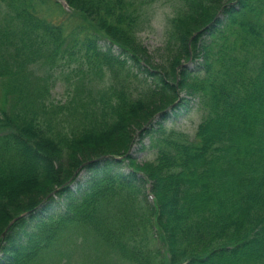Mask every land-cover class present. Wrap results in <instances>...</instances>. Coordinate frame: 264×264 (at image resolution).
<instances>
[{
    "label": "trees",
    "instance_id": "16d2710c",
    "mask_svg": "<svg viewBox=\"0 0 264 264\" xmlns=\"http://www.w3.org/2000/svg\"><path fill=\"white\" fill-rule=\"evenodd\" d=\"M47 1L0 0V264H264V0H169L160 65L154 0H65L60 21ZM72 61L55 102L48 72ZM183 93L194 137L163 125ZM137 135L153 161L131 159Z\"/></svg>",
    "mask_w": 264,
    "mask_h": 264
},
{
    "label": "rangeland",
    "instance_id": "374dc122",
    "mask_svg": "<svg viewBox=\"0 0 264 264\" xmlns=\"http://www.w3.org/2000/svg\"><path fill=\"white\" fill-rule=\"evenodd\" d=\"M57 3L60 4L61 8ZM64 4V1L48 0L45 4L41 5L42 13L51 20L60 21L61 19L65 18L67 15L66 12H69L68 8L64 7ZM145 6L143 18L146 29L140 34V39L147 47L149 54L152 57V62L155 65H160L162 48L165 43L168 18L172 16L174 6L171 2H169V0H154L153 2H148ZM72 24L70 25L71 27ZM101 44H104V42H101ZM115 52L117 53V49H115ZM187 66L190 69H195L196 64L189 62L187 63ZM77 67L78 62L72 61L68 66L58 67L57 70L54 69L53 71L49 70L48 75L50 72L51 74L53 73L51 79L54 80L51 91V99L53 101L60 103L67 101L68 92L71 88V81L75 80L72 79L69 81V78L71 74L74 76L73 71L76 70ZM181 96L186 99V102L182 106H175L170 109L168 117L163 120V125L168 130L185 132L189 136L194 137L197 127L202 121L205 112L201 108L199 99L197 97H190L185 93H183ZM9 106L10 102L6 100L0 91V116L3 111L9 109ZM159 121H161V119L157 117L155 123ZM156 154L157 149L151 146V138L149 136H144L143 138H140L139 135L136 136L135 143L133 144L130 152L131 159H134L136 164L142 165L145 162L153 161L156 158ZM119 169L121 172H130L127 162H125L124 165L122 164ZM89 176L90 174L87 170H82L71 186L72 191L76 193L79 186H85ZM144 192L147 194L146 187L144 188ZM64 205L65 202L57 198L56 202L52 203L45 213L46 215L50 213H59L63 211ZM84 252L85 250L79 248L75 253L72 264H84L81 260ZM113 264L117 263L114 262Z\"/></svg>",
    "mask_w": 264,
    "mask_h": 264
},
{
    "label": "water",
    "instance_id": "95a60500",
    "mask_svg": "<svg viewBox=\"0 0 264 264\" xmlns=\"http://www.w3.org/2000/svg\"><path fill=\"white\" fill-rule=\"evenodd\" d=\"M26 215H27V214H24V215H22L21 217L26 216ZM21 217H20V218H21Z\"/></svg>",
    "mask_w": 264,
    "mask_h": 264
}]
</instances>
